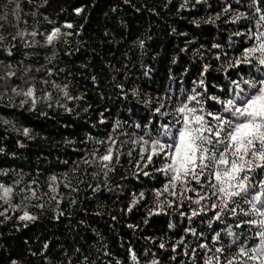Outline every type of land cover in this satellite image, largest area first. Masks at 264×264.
<instances>
[{"label": "snow or ice", "instance_id": "1", "mask_svg": "<svg viewBox=\"0 0 264 264\" xmlns=\"http://www.w3.org/2000/svg\"><path fill=\"white\" fill-rule=\"evenodd\" d=\"M26 2L27 11L24 0H6L0 7V29L5 24L15 29L14 33L0 32V100L7 99L5 106L14 107L13 99L22 97L19 106L27 104L29 111L36 110L39 101L49 108L55 103L71 113L67 102L81 100L83 94L73 95L67 83L57 82L65 72L56 60L57 46L63 43L66 54L71 55L68 38L79 36L83 25L75 29L68 20L56 24L41 11L47 0ZM123 2L128 4L130 0ZM201 9L203 17L199 15ZM148 10L156 12L155 8ZM182 10L193 12L191 23L196 28L201 23L215 26L218 38L210 36L200 42L194 34L186 39L180 52L191 53L190 66L183 67L179 74L169 69L168 85L154 96L126 88L124 83H113L127 116L118 113L113 117L107 106L96 111L97 119L92 122L96 132L85 131L80 141L83 155L72 170L76 172L82 163V177L90 176L91 180L78 178L73 185L66 173L50 176L48 189L54 195L49 201L57 206L52 219L65 215L59 208L58 182L73 192H79V185L86 183L89 199L102 190L128 192L130 198L122 211L144 209V225L154 216L169 217L159 237L149 235L145 239L162 251L170 250V255L163 257L145 249L151 259L146 255L144 264H264V0H181L177 11ZM72 11L80 15L83 6ZM18 44L31 51H23L18 57ZM137 44L143 50L145 40L138 38ZM38 49L49 50L44 64L31 60L39 54ZM172 63H177L175 57ZM142 67L143 76L149 77L151 69ZM90 79L93 87H99L97 76ZM37 83L41 85L39 94ZM53 89L59 90L64 103L54 98ZM105 98L101 92V99ZM91 107L89 104L82 111ZM0 123L6 132L33 138L27 126L17 127L6 118H0ZM16 143L22 146L21 140ZM4 151L0 146V153ZM123 156H127L132 169L130 180L136 182L131 191L127 184L111 182L117 167L123 166ZM7 174V170H0V175ZM16 175L19 178L11 183L0 181V224L15 220L18 223L14 227L19 230L38 219L28 210L27 202L37 200L32 206L42 214L46 194L37 195V181L23 184L22 174ZM127 179L121 177L122 181ZM127 227L136 230L140 225L130 223ZM26 251L43 264H121L112 259L103 243L95 253L85 251L83 246L53 253L48 240ZM126 256L133 264H141L140 254L133 247L126 248ZM0 259L7 264H23L11 254L5 257L0 253Z\"/></svg>", "mask_w": 264, "mask_h": 264}, {"label": "trees", "instance_id": "2", "mask_svg": "<svg viewBox=\"0 0 264 264\" xmlns=\"http://www.w3.org/2000/svg\"><path fill=\"white\" fill-rule=\"evenodd\" d=\"M5 2L6 0H0V7ZM180 2L181 0H171L170 3L168 0H130V3L125 4L123 0H47L41 11L56 24L68 20L73 22L75 29L83 25L79 36L68 38L67 47L72 49L71 55L66 54L63 43L57 46L59 51L56 55L59 67L65 69L57 82L61 85L67 83L73 95L83 94V98L67 102L73 109L71 113L65 112L55 103L49 108L45 102L39 101L36 110L29 111L27 104L23 108L19 106L18 102L22 97L13 99L14 107L5 106L8 104L7 99L0 100V118L12 120L17 127H29L33 137L26 139L11 130L6 132L5 126L0 123V146L5 149L0 153V170H7L8 173L0 175V181L11 183L19 178L16 175L19 173L22 174L23 184L30 180L37 181L38 196L46 194L43 196L45 207L42 214L41 209L32 206L38 203L37 200L27 202L28 210L38 215V219L30 222L27 228L20 227L17 230L14 225L18 222L15 220L0 224V253L3 256L11 254L22 260L23 264H43L39 258L29 256L26 249H37L44 240L50 242L53 253L61 248L70 250L72 247L81 246L85 251L95 253L100 243H103L111 251L112 259L119 260L121 264H133L126 256V248L129 246L140 254L141 264H144L146 255L151 259L150 253H145V249H151L163 257L170 255V250L162 251L154 242L145 239L149 235L159 237L161 230H166L169 217L154 216L150 218L148 225H144L141 219L144 209L138 212L134 209L131 213L122 211L130 198L128 192L102 190L89 199L90 190L86 189V183L79 185V192H73L64 187L63 182H58L57 195L61 200L59 208L65 215L55 220L52 217L57 206L55 201H49V197L54 194L49 191L48 183L50 176L61 177L65 173L73 185L78 178H84L82 174L85 166L82 163L76 172L72 170L83 155L84 146L80 141L85 131L91 129L93 133L96 132L92 122L97 119L98 109L107 106L113 117L118 113L127 116L120 98L116 95L119 90L112 86L114 82L124 83L126 88H137L154 96L157 90L163 92L168 85L169 69L173 74H179L183 67L190 66L191 53L180 52L186 39H191L194 34L200 42L210 36L218 38L215 26L201 23L196 28L191 23L193 12H178L177 6ZM24 3L27 11L26 0ZM166 3L167 8L164 7ZM81 5L83 11L76 15L72 8ZM113 8L116 10L113 11ZM150 8H155L156 12H150ZM199 15L203 17L205 12L201 9ZM28 23L31 26L30 16ZM173 29L176 31L173 32ZM0 32L14 33L15 29L5 24ZM180 33H186L187 36ZM138 38L145 40L143 50L138 47ZM18 49V57L23 51H31L19 48V44ZM37 51L39 54L33 55L31 60L34 64H44L45 54L49 50ZM174 57L177 59L175 64L172 63ZM142 65H148L151 69L149 77L143 76ZM92 75L97 76L99 87H93L90 79ZM212 75L214 77L216 73L213 72ZM40 88L41 85L37 83L38 94ZM101 92L105 94V99H101ZM52 93L61 103L65 102L58 89H53ZM109 96L111 99L107 98ZM89 104L92 107L87 112L82 111ZM41 112L45 115H41ZM17 139L21 140L22 146L17 145ZM120 139L123 140L124 137L120 136ZM66 140L74 143H65ZM121 164L123 166H118L116 173L111 176V182L127 184L128 191H131L136 182L130 180L132 169L127 156L121 158ZM122 176H128L129 179L122 181ZM84 179L87 182L91 177ZM136 190L139 191V188ZM73 199L75 204L70 203ZM97 212L100 215H96ZM113 216L116 217L115 220L112 219ZM130 223L139 224L140 227L136 230L130 229L127 227ZM0 264L7 262L0 259Z\"/></svg>", "mask_w": 264, "mask_h": 264}]
</instances>
